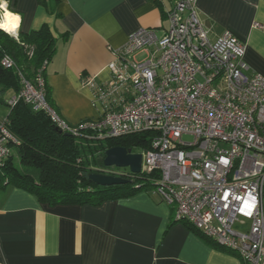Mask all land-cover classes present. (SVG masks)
Returning a JSON list of instances; mask_svg holds the SVG:
<instances>
[{"label": "built area", "instance_id": "obj_1", "mask_svg": "<svg viewBox=\"0 0 264 264\" xmlns=\"http://www.w3.org/2000/svg\"><path fill=\"white\" fill-rule=\"evenodd\" d=\"M165 16L161 34L141 27L117 49L111 78L98 87L97 119L66 121L48 101L40 72L31 80L19 70V92L7 102L21 98L74 134L155 132L142 149L141 171H157L153 190L173 207L174 220L243 264H264V76L249 72L246 45L230 31L209 38L197 0H174ZM1 63L14 65L7 55ZM18 143L0 117V170Z\"/></svg>", "mask_w": 264, "mask_h": 264}, {"label": "crops", "instance_id": "obj_2", "mask_svg": "<svg viewBox=\"0 0 264 264\" xmlns=\"http://www.w3.org/2000/svg\"><path fill=\"white\" fill-rule=\"evenodd\" d=\"M173 1L10 0L0 16L19 18L13 35L50 28L56 52L45 81L59 114L76 124L100 116L98 87L111 78L117 49L141 27L167 29ZM197 11L210 39L230 31L246 45L249 72L264 76V0H197ZM173 215L153 189L98 205H47L23 188L0 185V264H243Z\"/></svg>", "mask_w": 264, "mask_h": 264}, {"label": "trees", "instance_id": "obj_3", "mask_svg": "<svg viewBox=\"0 0 264 264\" xmlns=\"http://www.w3.org/2000/svg\"><path fill=\"white\" fill-rule=\"evenodd\" d=\"M7 1L9 4L10 0ZM39 2L44 3V0ZM55 52L56 40L47 25L27 32L18 31L17 35L0 27V102L7 105L3 117H7L8 128L19 139L1 167L0 185L11 183L23 188L47 205H98L107 199L155 188L157 171L132 173L129 169L103 164L107 148L147 149L155 132L146 130L118 137H98L96 131L87 129L74 134L57 128L47 113L33 109L21 98L12 106L8 104V99L20 89L19 70L31 80L40 72L45 81L46 65ZM5 55L12 59L13 66L1 63ZM45 91L53 105L46 81ZM90 172L119 175L131 181L102 186L88 177Z\"/></svg>", "mask_w": 264, "mask_h": 264}, {"label": "water", "instance_id": "obj_4", "mask_svg": "<svg viewBox=\"0 0 264 264\" xmlns=\"http://www.w3.org/2000/svg\"><path fill=\"white\" fill-rule=\"evenodd\" d=\"M141 153H132L123 146H112L104 151L103 164L105 166L128 167L132 173L141 172ZM88 177L96 184L107 186L113 184L128 183L131 180L119 175L103 172H90Z\"/></svg>", "mask_w": 264, "mask_h": 264}, {"label": "rangeland", "instance_id": "obj_5", "mask_svg": "<svg viewBox=\"0 0 264 264\" xmlns=\"http://www.w3.org/2000/svg\"><path fill=\"white\" fill-rule=\"evenodd\" d=\"M7 110H8L7 105L0 102V117H3V115H5L7 113ZM184 138L185 139H188L190 137L185 135ZM131 152L132 153H141L142 152V149H140V148H133L131 150ZM96 157H98V154H97ZM112 167L115 168V169H128V167H116V166H112Z\"/></svg>", "mask_w": 264, "mask_h": 264}, {"label": "clouds", "instance_id": "obj_6", "mask_svg": "<svg viewBox=\"0 0 264 264\" xmlns=\"http://www.w3.org/2000/svg\"><path fill=\"white\" fill-rule=\"evenodd\" d=\"M0 8H4V9L7 8V0H0ZM7 13H9V12L5 11V13H4L5 21H8L10 23L15 24L17 16L12 15L9 17L6 15Z\"/></svg>", "mask_w": 264, "mask_h": 264}, {"label": "snow or ice", "instance_id": "obj_7", "mask_svg": "<svg viewBox=\"0 0 264 264\" xmlns=\"http://www.w3.org/2000/svg\"><path fill=\"white\" fill-rule=\"evenodd\" d=\"M7 16H12V14L11 13H7L6 14ZM18 20H19V18L17 17L16 18V23L15 24H13V23H10V22H8V21H5V23L4 24H2V25H0V27H5V28H8V29H14L15 27H16V24H17V22H18Z\"/></svg>", "mask_w": 264, "mask_h": 264}, {"label": "bare ground", "instance_id": "obj_8", "mask_svg": "<svg viewBox=\"0 0 264 264\" xmlns=\"http://www.w3.org/2000/svg\"><path fill=\"white\" fill-rule=\"evenodd\" d=\"M8 12V11H7ZM0 25L4 24L5 23V18H4V14H2V17L0 16ZM16 27H17V24H16ZM16 27L14 29H8V28H5V27H1L2 29H4L5 31L9 32V33H14L15 30H16Z\"/></svg>", "mask_w": 264, "mask_h": 264}]
</instances>
